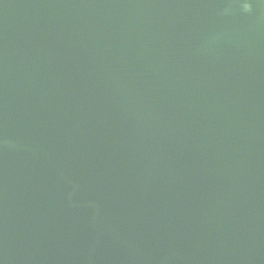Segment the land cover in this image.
Masks as SVG:
<instances>
[{"label":"water","instance_id":"water-1","mask_svg":"<svg viewBox=\"0 0 264 264\" xmlns=\"http://www.w3.org/2000/svg\"><path fill=\"white\" fill-rule=\"evenodd\" d=\"M0 264H264V0H0Z\"/></svg>","mask_w":264,"mask_h":264}]
</instances>
